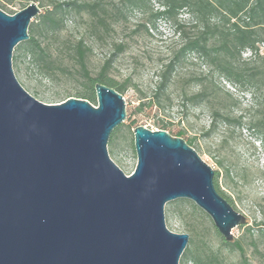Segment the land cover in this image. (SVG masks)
Returning a JSON list of instances; mask_svg holds the SVG:
<instances>
[{"label": "water", "instance_id": "95a60500", "mask_svg": "<svg viewBox=\"0 0 264 264\" xmlns=\"http://www.w3.org/2000/svg\"><path fill=\"white\" fill-rule=\"evenodd\" d=\"M40 13L34 2L0 10V264H179L188 235L167 229L164 208L181 199L233 242L249 220L182 138L135 127L126 176L107 151L127 117L121 94L97 83L96 106L73 97L49 105L24 90L12 54Z\"/></svg>", "mask_w": 264, "mask_h": 264}, {"label": "trees", "instance_id": "16d2710c", "mask_svg": "<svg viewBox=\"0 0 264 264\" xmlns=\"http://www.w3.org/2000/svg\"><path fill=\"white\" fill-rule=\"evenodd\" d=\"M161 10L154 16L170 24L175 34L181 35V44L173 50L170 56L160 64L156 74L158 82L153 98L141 102L127 113L128 128L136 127L134 116L144 112H159L169 107L171 99L163 93L176 83L177 68L187 58L195 56L198 60L213 66L231 85L242 91H258L264 89V0H157ZM34 2L41 13L34 18L28 27L29 39L16 46L12 55V66L20 72V60L29 59L30 71L40 75L43 79L52 81L57 75L71 76L75 82V89L70 92L64 89L51 94L48 99L65 101L77 98L88 101L96 106L95 84L99 83L114 89L123 96L129 87L127 81L119 83L112 75L115 54L105 58L97 70L91 67L89 56L93 52L92 45L87 41L92 36L101 37L108 34L119 25L122 7L126 3L135 8L144 5V0H25L21 3L22 10L29 3ZM14 0H0V10L13 15L11 9ZM186 11L194 19L192 26L194 33L187 35L182 24L178 22L180 13ZM73 29L81 25L83 32L78 37L69 35L66 24L69 22ZM115 49L121 53L125 49L123 43L117 44ZM246 51L250 56L242 59ZM202 77L190 76L181 82L183 97L194 105L204 103L209 97L215 99L220 90L211 82L208 88L202 84ZM196 81L200 85L199 92L186 95L183 87ZM34 96H41L35 88L28 86ZM28 90V91H29ZM230 100L231 96L226 94ZM229 108L225 106L214 110L215 119L241 126L244 116L233 118L231 107L237 105L231 100ZM258 115L253 125L264 130V107L256 111ZM157 130L168 132L173 137L183 138L184 130L174 131L172 124L166 120L157 119L153 122ZM121 127L115 128L109 139ZM133 134V133H132ZM185 141V140H184ZM195 149V138L185 141ZM111 144V140H110ZM133 152L134 145L132 146ZM218 174L214 173V186L218 194L224 198L235 210L234 203L218 185ZM183 207L184 213L178 208ZM166 213L171 218H177L184 225L188 235V243L181 255L179 264H231L228 262L226 250L229 254H237L235 264H263L264 262V218L254 221L253 226L247 227V245L251 248L252 258L247 256L242 239L226 242L212 226L209 217L195 204L188 200H176L166 204ZM264 215V213H263ZM208 220L211 230L200 228L195 220ZM211 236L217 238L214 245ZM261 259V260H260ZM234 264V263H232Z\"/></svg>", "mask_w": 264, "mask_h": 264}, {"label": "rangeland", "instance_id": "374dc122", "mask_svg": "<svg viewBox=\"0 0 264 264\" xmlns=\"http://www.w3.org/2000/svg\"><path fill=\"white\" fill-rule=\"evenodd\" d=\"M14 1L15 5L11 9L13 12H18L21 3L25 0ZM114 2H118V0H114ZM144 2V5L135 8L126 3L125 7L121 9L122 16L117 27L109 31L108 34L101 37L92 36L87 40L93 48L89 62L95 70L99 68L105 58L115 54L111 75L119 83L127 81V85H129L123 94L126 114L141 102L153 98L158 82L156 72L159 70L160 64L181 44V35L175 34L169 23L155 18L154 15L161 10L160 3L157 0H144ZM68 21L66 31L69 35L78 37L82 34L83 25L73 29L74 27L70 23L71 18H68ZM178 22L182 24L187 35L195 32L192 29L195 21L186 11L180 13ZM120 43L125 45V49L118 53L115 46ZM261 52L264 54L263 45ZM249 56V52L246 51L242 54V59H248ZM19 66L21 68L19 73L12 66L16 79L24 90L41 103L58 104L59 100H51L48 97L64 89H68L70 92L75 89L76 84L71 76L57 75L52 81H48L30 71L28 58H22ZM192 75L202 77V84L208 88L211 87V82L214 83L220 90V94L215 99L209 97L199 105H194L186 100L182 94L181 82ZM175 80L176 83L163 93L164 97L168 96L171 99L169 107L159 112L144 111L134 116L133 118L137 120L135 126L157 130L153 126V122L162 119L170 122L174 131L184 130L183 140L195 138L194 150L202 161L209 165L214 173L218 174V185L233 201L235 211L246 216L249 220V223L234 228L232 235L234 239L243 240L246 254L252 258V251L248 247L245 237L247 227L253 226L254 221L259 222L264 218V130L253 125L258 117L256 111L264 107V89L242 91L239 87L228 83L213 66L205 64L192 55L187 56L177 68ZM28 86L38 90L42 97L34 96ZM183 88L186 95L189 96L199 92L200 85L194 81ZM226 94L231 96L230 100ZM231 100L237 103L235 107L230 106L233 118L244 116L241 119V126L215 119L213 116L214 110L225 105L229 108ZM128 122L125 119L118 126L121 128L107 143L110 159L126 176L134 171L136 165V155L132 149L134 127L128 128ZM178 208L184 213L187 212L181 206ZM164 219L167 229L171 232L187 234L181 221L168 216L166 206ZM195 221L200 228L210 229L212 232L208 220L199 221L196 219ZM211 239L214 245L218 243L215 236H211ZM225 254L229 263L237 262V254H229L227 250Z\"/></svg>", "mask_w": 264, "mask_h": 264}]
</instances>
